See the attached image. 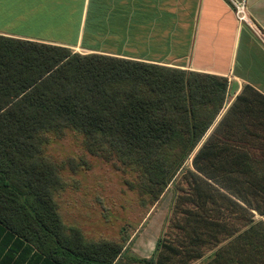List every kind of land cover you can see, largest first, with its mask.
<instances>
[{"label":"trees","instance_id":"1","mask_svg":"<svg viewBox=\"0 0 264 264\" xmlns=\"http://www.w3.org/2000/svg\"><path fill=\"white\" fill-rule=\"evenodd\" d=\"M227 86L220 76L0 35V223L57 264H117L120 244L89 241L64 223L55 197L61 167L44 144L81 133L91 153L107 150L103 157L137 168L141 193L159 199L216 119ZM217 155L201 147L182 173L155 264H191L221 240L210 225L219 206L236 202L222 190L234 194V180Z\"/></svg>","mask_w":264,"mask_h":264},{"label":"crops","instance_id":"2","mask_svg":"<svg viewBox=\"0 0 264 264\" xmlns=\"http://www.w3.org/2000/svg\"><path fill=\"white\" fill-rule=\"evenodd\" d=\"M246 4L264 34V0ZM0 35L226 78L196 152H218L236 204L217 208L210 227L221 240L191 264H264V43L233 0H0ZM0 264L57 263L0 223Z\"/></svg>","mask_w":264,"mask_h":264},{"label":"rangeland","instance_id":"3","mask_svg":"<svg viewBox=\"0 0 264 264\" xmlns=\"http://www.w3.org/2000/svg\"><path fill=\"white\" fill-rule=\"evenodd\" d=\"M45 152L61 167L64 187L55 194L68 227L80 229L89 241H113L123 247L117 264H155L159 243L167 238L176 184L189 167L196 149L176 165L159 199L139 190L140 173L110 158L91 153L85 136L67 130L62 137L50 135ZM264 230L259 231V252L264 253ZM154 258V263L148 259ZM201 264V263H198Z\"/></svg>","mask_w":264,"mask_h":264},{"label":"built area","instance_id":"4","mask_svg":"<svg viewBox=\"0 0 264 264\" xmlns=\"http://www.w3.org/2000/svg\"><path fill=\"white\" fill-rule=\"evenodd\" d=\"M233 5H234L235 15H236L237 20L240 23H247L250 26L254 27L255 30L258 31L259 37L264 43V34L255 27V25L253 24V22L248 16L246 0H238V1L233 0Z\"/></svg>","mask_w":264,"mask_h":264}]
</instances>
